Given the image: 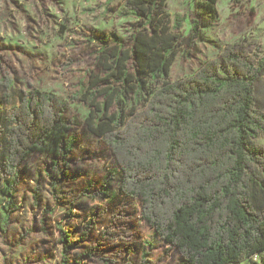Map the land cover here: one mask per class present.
Masks as SVG:
<instances>
[{"label":"trees","instance_id":"1","mask_svg":"<svg viewBox=\"0 0 264 264\" xmlns=\"http://www.w3.org/2000/svg\"><path fill=\"white\" fill-rule=\"evenodd\" d=\"M216 2L204 0V7L213 10ZM104 3L129 27L86 34L93 61L70 95L88 108L85 132L112 157L98 189L90 192L89 183L81 191L94 201L90 213H98L102 199H136L153 239L175 248L180 264H241L264 251V144L256 141L264 138L256 94L264 52L253 42L228 43L192 74L171 79L174 57L199 51L208 16L196 9L172 15L167 0ZM2 52L0 43V232L30 156L48 158L52 193L62 197L57 174H65L60 166L74 143L69 131L78 124L65 115L62 97L19 79ZM63 216L76 218L72 208ZM93 224L94 217L83 219L73 237L56 223L58 264L96 260L95 247L75 252Z\"/></svg>","mask_w":264,"mask_h":264},{"label":"rangeland","instance_id":"2","mask_svg":"<svg viewBox=\"0 0 264 264\" xmlns=\"http://www.w3.org/2000/svg\"><path fill=\"white\" fill-rule=\"evenodd\" d=\"M167 7L172 15L187 16L196 9L209 18L196 55L172 60L171 79L192 74L228 43L253 42L264 52V0H217L213 10L204 7V0H167ZM126 21L114 9H105L104 0H0L5 63L19 79L62 97L67 104L65 115L78 122L69 131L74 138L71 153L60 166L65 174H57L62 197L52 193L47 157L32 155L21 166L13 199L15 210L5 231L0 232V264H58L61 247L56 223L62 222L76 237L81 233V221L91 217L94 224L89 236L75 249L80 253L95 247L96 260L83 258L85 264H180L175 248L153 239L136 199L120 195L102 199L98 213L92 215L94 201L81 192L89 183L90 192L96 191L112 164L106 145L84 130L88 108L82 101L70 99L93 61L84 39L92 30L98 35L124 33L129 27ZM187 28L185 21L184 30ZM256 94L258 106L264 108V76L257 83ZM256 141L264 144L262 137ZM68 208L76 217L70 222L63 216ZM145 253L147 261L143 260ZM253 261L264 262V251L245 257L241 264Z\"/></svg>","mask_w":264,"mask_h":264}]
</instances>
